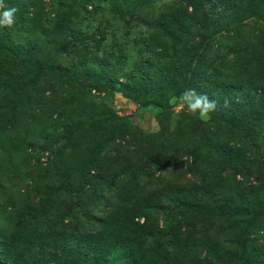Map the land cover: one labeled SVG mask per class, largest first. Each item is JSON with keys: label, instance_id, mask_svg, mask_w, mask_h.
<instances>
[{"label": "trees", "instance_id": "1", "mask_svg": "<svg viewBox=\"0 0 264 264\" xmlns=\"http://www.w3.org/2000/svg\"><path fill=\"white\" fill-rule=\"evenodd\" d=\"M5 3L19 11L11 28L0 27V77H7V82L0 78V104L10 109L13 126L17 105L32 104L23 119L36 129L40 138L34 145L48 157L24 173L20 186L0 180V264H264V242L255 240L251 250L224 258L205 238L201 255L194 241L201 233L194 220L181 229L180 217L187 213L224 215L226 210L220 209L226 200L219 196L209 204L202 193L207 189L200 192L204 200L201 194L194 199L164 196L171 184L159 176L166 166L157 156L174 147L165 127L146 134L111 107L72 93L76 86L96 89L105 97L120 92L167 110L173 107L167 102L171 96L194 88L216 101L213 121L218 129L228 127L255 147L258 135H264L259 130L264 90L249 97L248 88L230 84L228 91L226 72H239L252 62L263 66L264 34L256 36L259 45L253 50L244 40L239 44L241 37L232 38L237 43L228 51L209 41L215 30L227 32L257 16L255 0ZM262 71L257 83L264 85ZM76 96L86 98L82 103ZM241 106L254 109L249 119L242 115L247 123L233 115ZM10 146L1 144L0 149L17 159L21 150ZM188 148L197 154L194 160L205 173L206 186L225 168L223 163L237 162L243 152L238 144L216 150L220 155L215 160L203 161L201 149ZM220 176L216 192L230 194L227 187L233 183ZM235 187L231 193H246L256 203L242 205L246 211L241 214L252 221L247 230L252 226L259 227L256 233L264 232L261 196L247 182ZM100 205L102 215L96 219ZM154 217H160L161 228L153 225ZM252 234L247 231L245 236Z\"/></svg>", "mask_w": 264, "mask_h": 264}, {"label": "rangeland", "instance_id": "2", "mask_svg": "<svg viewBox=\"0 0 264 264\" xmlns=\"http://www.w3.org/2000/svg\"><path fill=\"white\" fill-rule=\"evenodd\" d=\"M254 4L258 7L257 16L233 24L227 29V32L224 30L219 33L215 30L213 34L209 35V41L213 45L218 44L224 51H228L232 46L236 45L237 42L232 39L234 37H241V39H238L239 44L244 40L247 42V46H250L251 50L258 47L259 44L256 36L264 34V0H255ZM30 38L33 39L34 36H30ZM64 62L68 64L70 62V57ZM261 70L264 71V65L261 66L260 62H252L249 67H246L244 64L239 72L237 71L234 73L227 71L226 80L228 81V87L226 90L230 91L232 89L231 85L236 88L242 87L245 91L248 88L249 97L254 96L255 90L260 89L263 91L264 85L257 83V78H259L258 76ZM248 74L249 76H247ZM2 75L3 76L0 78L4 82H7V77L4 74ZM18 75L25 78V82L29 80V76L26 77L23 73L21 74L19 72ZM213 77L214 76L211 78L213 79ZM72 93L84 95L90 100H97L111 107L118 116L125 118L131 127L142 130L146 134H156L162 132L163 127L166 128L165 134L174 140V147L170 151L160 152L157 156L158 160H163L166 166V169L159 176H162V178H165V180L171 184L170 190H168L164 196L172 194L177 198L194 199V197L198 198L199 194H201L200 192H202L201 190L207 189V193H202L206 195L205 199L209 204L216 202L214 199H218L219 196L226 200L221 202L223 207L220 209L222 212L226 210L224 215L223 213H219L218 215L210 214L202 216L192 212L193 214L187 213V215L185 214L183 217H180L181 222L179 224L182 226L181 229L184 227L189 228L190 220H194L196 224L195 227L200 231L199 234L201 233L198 237L199 239L197 237L194 239L195 245L200 249L201 255L204 254L207 248L206 246L202 247L203 241L201 239L204 240L205 238L209 239L210 245L216 246V248L218 247V250L221 251L224 258L233 256L234 254H240L242 250L246 248V250H251L254 245L251 242L255 243V240H258L260 243L264 242L263 230H260L262 232L256 233L255 231H258L257 229H259V227L253 229L252 226H250V230H247L252 221H250L246 215L241 214L246 211L242 208V205L251 207L255 206L256 203L251 200V197L249 199L246 193L237 195H235L236 192L231 193L233 188L236 189L235 186L238 183L242 184V182H247V184L249 183L255 188V193L261 196L260 200H262V204H264V139H262L264 136V123H261L259 129L263 136L258 135L255 141V147H253L251 144H248L247 141L241 139L237 133H233L228 127H221L223 130L218 129L219 127L213 121L217 117L215 112L211 113V119L205 123L202 122L197 115H193L180 105L173 106L171 109L166 110L164 108L148 106L143 101H135L132 97L120 92H114L113 95L105 97L103 92L81 86L72 88ZM258 93L262 94V92ZM76 97L78 101L82 103L86 98L82 99L79 96ZM229 101L233 102L231 96ZM0 102L2 101L0 100ZM167 102L169 104V99ZM23 104L24 107L20 104L16 107L14 115V119L17 120L16 126H13V115L10 109L6 110L2 104H0V111L4 110V112H0V145L10 144L11 146L9 148L16 147L21 150L20 156H18L17 159H12L7 153L4 155V152L0 149V180L5 183L12 182L13 185L17 186L21 185L20 183L24 177V173L31 172L32 167L35 169L37 163L44 164L48 157L47 153L44 155L41 153L38 145H34L37 144V139L40 138V136H37L36 129L30 122L23 119L22 114L28 116L32 104H29L28 107H25L26 104H28L26 101ZM226 104L227 101H225L224 105ZM2 107L3 109L1 110ZM250 108L249 106H241L233 115H235L238 120H242V115H245L243 117L249 119L247 117H250L254 111L253 108ZM166 114L170 117L168 121L165 120L168 118ZM225 114L228 116L229 113ZM230 115L231 113L229 116ZM259 117L264 118V112H259ZM242 121L243 123H247L244 122V120ZM238 144H240L243 149L241 153L242 156L239 157L238 161L223 163L225 168H221L218 171L209 185H204L206 182L205 173L203 170L198 169L199 164L194 160V157L197 156L196 152L191 153L188 147H191V149H201L200 151L204 161L207 158L215 160L214 157L220 155L216 150L222 151L226 148L236 147ZM145 148L146 146H144V149ZM144 149L142 151V160H145L146 156V151ZM5 151L7 152V149H5ZM247 158L251 159L246 160ZM252 159L255 163L251 162ZM216 172L217 169H215V173ZM221 173L224 180L227 178V182L233 183L232 186L227 187L231 195L227 193L222 194L227 190L220 193L216 192L215 186L217 181L221 180ZM140 183L143 185L141 179ZM199 197L204 200L202 194ZM231 197L232 199H229ZM229 205L232 206V209ZM101 211L102 207L100 205L93 215L94 218L98 219L101 217ZM143 221L144 220L141 219L139 223L142 224ZM179 224L176 225L178 228ZM153 225H158V227L161 228L160 217H154ZM247 231L255 234H252V236L247 239L245 236Z\"/></svg>", "mask_w": 264, "mask_h": 264}, {"label": "clouds", "instance_id": "3", "mask_svg": "<svg viewBox=\"0 0 264 264\" xmlns=\"http://www.w3.org/2000/svg\"><path fill=\"white\" fill-rule=\"evenodd\" d=\"M18 8L9 6L5 0H0V27L11 28L16 23ZM169 104L173 106L180 105L193 115L207 123L211 119V113L217 110L215 100L205 94L197 92L194 88L185 89L178 97L173 95L169 98Z\"/></svg>", "mask_w": 264, "mask_h": 264}]
</instances>
